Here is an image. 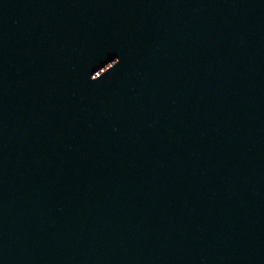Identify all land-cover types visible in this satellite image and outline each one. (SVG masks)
Wrapping results in <instances>:
<instances>
[{
	"label": "water",
	"instance_id": "water-1",
	"mask_svg": "<svg viewBox=\"0 0 264 264\" xmlns=\"http://www.w3.org/2000/svg\"><path fill=\"white\" fill-rule=\"evenodd\" d=\"M0 264H264V0H0Z\"/></svg>",
	"mask_w": 264,
	"mask_h": 264
}]
</instances>
